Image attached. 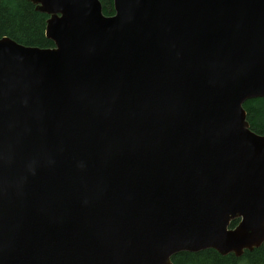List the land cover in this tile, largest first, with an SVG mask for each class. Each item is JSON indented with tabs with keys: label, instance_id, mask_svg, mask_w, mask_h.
<instances>
[{
	"label": "water",
	"instance_id": "water-1",
	"mask_svg": "<svg viewBox=\"0 0 264 264\" xmlns=\"http://www.w3.org/2000/svg\"><path fill=\"white\" fill-rule=\"evenodd\" d=\"M28 1L53 47L0 39V264L260 248L264 0Z\"/></svg>",
	"mask_w": 264,
	"mask_h": 264
},
{
	"label": "trees",
	"instance_id": "trees-1",
	"mask_svg": "<svg viewBox=\"0 0 264 264\" xmlns=\"http://www.w3.org/2000/svg\"><path fill=\"white\" fill-rule=\"evenodd\" d=\"M105 16L114 14L113 0H99ZM48 16L37 12L28 0H0V39L26 47L52 48L45 37ZM246 119L252 132L264 136V100L252 99L243 104ZM238 220L231 223L235 228ZM172 264H264V244L253 251H245L237 258L233 254L221 256L214 250L198 253L181 252L172 257Z\"/></svg>",
	"mask_w": 264,
	"mask_h": 264
},
{
	"label": "bare ground",
	"instance_id": "bare-ground-1",
	"mask_svg": "<svg viewBox=\"0 0 264 264\" xmlns=\"http://www.w3.org/2000/svg\"><path fill=\"white\" fill-rule=\"evenodd\" d=\"M115 89H118V87H116V86H113ZM18 111H19V113H21V107H19V109H18ZM100 125H103L104 127H108L109 126V124L107 123V122H104V123H102V124H100ZM128 127V125L126 124V123H124L123 121H122V125H121V129L122 130H124L125 128H127ZM199 135V134H198ZM77 138L78 137H80V134L79 135H77L76 136ZM86 139V141L87 142H91V138L89 137V138H85ZM54 153H59V154H61L62 156H63V161H64V163L65 164H67L68 163V159L66 158V156H65V151L63 150V149H59V150H54Z\"/></svg>",
	"mask_w": 264,
	"mask_h": 264
},
{
	"label": "rangeland",
	"instance_id": "rangeland-1",
	"mask_svg": "<svg viewBox=\"0 0 264 264\" xmlns=\"http://www.w3.org/2000/svg\"><path fill=\"white\" fill-rule=\"evenodd\" d=\"M33 5V4H32ZM35 7V6H34ZM238 225V224H237ZM231 228V227H230Z\"/></svg>",
	"mask_w": 264,
	"mask_h": 264
}]
</instances>
